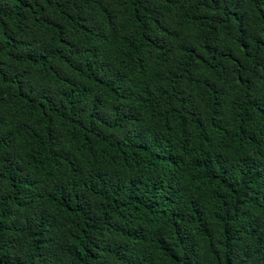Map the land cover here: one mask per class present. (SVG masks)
<instances>
[{
	"label": "trees",
	"instance_id": "trees-1",
	"mask_svg": "<svg viewBox=\"0 0 264 264\" xmlns=\"http://www.w3.org/2000/svg\"><path fill=\"white\" fill-rule=\"evenodd\" d=\"M0 264H264V0H0Z\"/></svg>",
	"mask_w": 264,
	"mask_h": 264
}]
</instances>
